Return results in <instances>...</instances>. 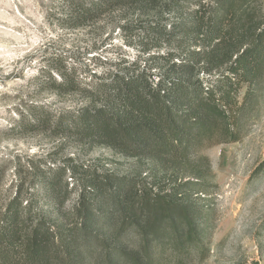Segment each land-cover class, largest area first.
<instances>
[{
    "label": "trees",
    "instance_id": "obj_1",
    "mask_svg": "<svg viewBox=\"0 0 264 264\" xmlns=\"http://www.w3.org/2000/svg\"><path fill=\"white\" fill-rule=\"evenodd\" d=\"M162 2L167 18L178 19L171 28L180 37L179 50L161 57L169 69L105 59L111 68L98 73L69 67L60 57L58 66L43 72V81L52 82L59 97H77L79 106L58 111L55 119L45 106L31 109L38 127L147 161L150 185L115 174L92 176L80 187L67 229L71 217L61 209L70 196L69 170L59 167L40 181L60 212L59 225L23 205L21 181L0 218V264H148L149 242L170 236L154 232L163 223L175 230L176 248L194 239L197 207L184 198L189 187L210 176V161L200 152L240 140L239 116L247 106L236 103L241 85L249 86L246 101L255 99L252 87L262 90L264 14L261 0H72L69 22L78 27L106 8L125 5L149 15ZM185 6L194 8L183 17ZM126 233L141 241L131 254L120 243Z\"/></svg>",
    "mask_w": 264,
    "mask_h": 264
},
{
    "label": "rangeland",
    "instance_id": "obj_2",
    "mask_svg": "<svg viewBox=\"0 0 264 264\" xmlns=\"http://www.w3.org/2000/svg\"><path fill=\"white\" fill-rule=\"evenodd\" d=\"M71 1L0 0V218L17 185L25 181L23 205L31 204L49 224L59 225L60 212L40 186L45 175L59 167L69 170L70 196L61 209L71 217L67 229L72 226L80 187L92 176L115 174L135 179L141 187L150 185L152 167L147 161L38 127L31 109L45 106L55 119L58 111L79 106L77 97H59L52 82L43 81L47 77L43 72L58 66L60 57L69 67L98 73L111 68L105 59L142 60V68L147 63L158 71L169 69L161 57L179 50L180 37L173 36L171 28L178 19L167 18L162 2L149 15L130 5L106 8L75 27L69 22L74 12ZM193 8L185 6L183 17ZM204 78L207 81V75ZM260 87H252L253 100H245L247 84L236 95L238 107L247 105L246 114L239 116L240 140L200 152L210 161V176L204 184L189 187L184 198L197 207L199 228L194 239L176 248L175 230L168 223L156 226L155 233L170 236L149 242L148 264H264V168H260L264 164V84ZM159 186L166 188V183ZM140 242L134 233L120 239L130 254L141 248Z\"/></svg>",
    "mask_w": 264,
    "mask_h": 264
}]
</instances>
